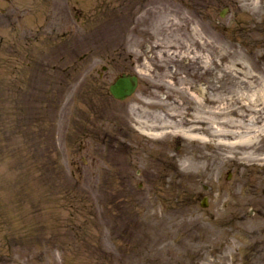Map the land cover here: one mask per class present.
Here are the masks:
<instances>
[{
  "label": "rangeland",
  "instance_id": "1",
  "mask_svg": "<svg viewBox=\"0 0 264 264\" xmlns=\"http://www.w3.org/2000/svg\"><path fill=\"white\" fill-rule=\"evenodd\" d=\"M122 3L0 0V264H264V161L189 157L138 128L154 119L155 43L264 74V0ZM135 61L138 88L117 100L109 85ZM192 71L207 93L238 87ZM203 154L213 174L192 172Z\"/></svg>",
  "mask_w": 264,
  "mask_h": 264
},
{
  "label": "bare ground",
  "instance_id": "2",
  "mask_svg": "<svg viewBox=\"0 0 264 264\" xmlns=\"http://www.w3.org/2000/svg\"><path fill=\"white\" fill-rule=\"evenodd\" d=\"M197 42L198 49H203L206 42L202 39ZM154 47L157 48L151 69L155 72L152 83L154 97L152 95V100L145 104L147 111L152 108L154 119L148 126L139 119V130L157 144L166 139L180 145V148L186 149L189 157L194 154L189 146L194 144L198 149H221V160L227 163L232 161L238 166L251 160L263 162L264 152L259 151V144L264 140L263 72L254 71L248 66L249 63L241 59L224 63L227 57L225 53L214 60L189 46L183 49L170 44L161 49L162 44L155 43ZM171 56L167 68L169 74L164 79L161 73L165 69L162 67L163 59ZM183 57L188 61L186 74L178 70L176 63ZM217 67H220L219 71H216ZM195 69L203 74L214 72L219 78L230 75L236 79L238 87L235 92L226 93L218 92V88L214 87V91L207 93L204 80L195 83L187 81L188 77H194L192 70ZM159 94H164V98H160ZM160 152H167V149ZM195 158L201 162L192 166V172L197 175L214 173L207 165L210 154ZM211 178H214L213 175L208 177Z\"/></svg>",
  "mask_w": 264,
  "mask_h": 264
},
{
  "label": "flooded vegetation",
  "instance_id": "3",
  "mask_svg": "<svg viewBox=\"0 0 264 264\" xmlns=\"http://www.w3.org/2000/svg\"><path fill=\"white\" fill-rule=\"evenodd\" d=\"M146 1L147 0H123V3L121 4V8L125 10V13L135 14V12L138 11L139 8H142V7L145 8L144 6H142V4H144ZM222 12H221V15H222ZM78 20H81V17H78L77 22H78ZM133 20H134V18L131 17V20L129 21V24L132 23ZM121 50H126V49L123 48ZM127 57H131V53L127 54L126 58ZM137 61H135V63L132 66V68H134V69H131V68L126 69V70L118 73L115 77L117 78L119 75H122V74H134V75L139 76L138 73H137L138 69L136 68L137 67ZM131 64H132V62H131ZM108 70H109V66L108 65H104V72L107 73V72H109ZM135 70H137V71H135Z\"/></svg>",
  "mask_w": 264,
  "mask_h": 264
},
{
  "label": "water",
  "instance_id": "4",
  "mask_svg": "<svg viewBox=\"0 0 264 264\" xmlns=\"http://www.w3.org/2000/svg\"><path fill=\"white\" fill-rule=\"evenodd\" d=\"M136 86V77L134 76H123L112 85L111 91L119 98H124L131 94Z\"/></svg>",
  "mask_w": 264,
  "mask_h": 264
}]
</instances>
